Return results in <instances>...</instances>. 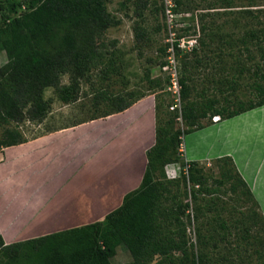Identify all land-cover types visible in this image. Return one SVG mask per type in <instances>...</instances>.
Returning <instances> with one entry per match:
<instances>
[{
    "label": "rangeland",
    "instance_id": "1",
    "mask_svg": "<svg viewBox=\"0 0 264 264\" xmlns=\"http://www.w3.org/2000/svg\"><path fill=\"white\" fill-rule=\"evenodd\" d=\"M180 1L177 5L176 0H150L148 8L139 17L136 0H109L108 11L119 24L108 30L107 47L102 51L108 56L112 54L111 57L115 55L120 71L106 75L105 66L95 68L91 77L82 82L79 100L72 104L62 103L53 88L47 89L45 99L51 103V108L46 119L41 123L26 121L16 126L23 132L26 142L48 133L80 127V133L71 132L77 133L82 149L92 158L94 150L97 155L101 152L93 164L102 166V177H107L105 171L114 170L125 160H121L122 154L131 152L134 157L130 167L132 175L140 180L147 170L148 153L155 144V141L145 139L156 132L155 107L162 105L159 114L162 126L168 127L172 123L181 142L177 151L168 154L164 174L166 181L177 184L168 187L171 196H177L176 204L184 206L182 220L189 245L194 252L206 254L215 264H264V224L254 200L242 186L233 192L232 183L221 186L216 182L221 178V168L228 165L219 163V158L200 162L204 164L207 178L205 187L198 189L188 183L185 146L194 147L195 140L187 135L189 127L182 118L180 87L179 93L175 92L173 84L182 76L183 63L188 62V57L193 59L188 71L192 78L191 101L203 103L206 99L216 98L221 106H225L227 101L252 98L250 87L255 81L262 82L255 72L257 66L264 70V61L258 47H253L255 60L249 57L243 50L242 39L251 28H263L264 0ZM136 25L146 32L144 41L136 39ZM200 40L206 44L202 46ZM112 42H116V48ZM176 44L180 56H176ZM6 61V54L0 52V67ZM165 62L169 65H164ZM69 82L68 75L62 77V85ZM101 92L110 96L135 92L142 98L127 111L102 117L112 110V106L101 98ZM256 110L257 114L252 111L219 134L205 136V140L209 142L227 134L224 138L228 143L231 134L232 141L228 146L234 147L236 152L247 151L251 156H261L264 165V108ZM220 122L223 120L219 117L201 121L207 127ZM223 148L226 147L221 144L215 150L219 154ZM157 177L160 178L159 174ZM9 180L8 192L20 190L21 182ZM5 197L8 196H0V214L7 221L19 219L18 215L10 214L17 206V197ZM168 205L173 203L168 202ZM5 227L7 230L2 232L5 235L0 232V237L9 243L7 245L54 232L52 229L35 232L27 228L23 235L20 228ZM112 261L113 264H131L133 257L128 249L120 246ZM159 261L160 258H155L152 264Z\"/></svg>",
    "mask_w": 264,
    "mask_h": 264
},
{
    "label": "trees",
    "instance_id": "2",
    "mask_svg": "<svg viewBox=\"0 0 264 264\" xmlns=\"http://www.w3.org/2000/svg\"><path fill=\"white\" fill-rule=\"evenodd\" d=\"M108 1L0 0V52L7 56L0 67V150L27 141L17 126L26 121L41 123L46 119L51 108V103L45 99L47 89L53 88L62 103L72 104L79 100L82 82L91 77L95 68L105 66L106 75L120 71L115 55L111 57L112 54L108 56L102 51L107 47L108 30L119 24L108 11ZM149 1L136 0L137 16H142ZM176 4L180 5L181 1L176 0ZM134 31L139 42L146 39L142 26L136 25ZM200 41L202 46L206 44ZM111 44L116 48V42ZM242 44L243 50L254 60L253 47H258L264 61V26L256 30L251 28ZM175 49L176 56H180L178 44ZM187 58L178 80L182 118L189 127L187 135L205 129L207 126L201 123L204 119L219 117L225 121L264 107V70L260 66L255 76L262 82L255 81L251 85L252 98L247 101H227L225 106L216 98L203 103L191 101L192 78L188 71L193 59ZM163 64L169 65V62ZM65 75L69 76L68 85H62ZM101 93L104 94L101 98L112 106L102 117L124 112L142 98L135 92L115 96ZM161 107L159 104L155 107L158 124L155 144L148 153L147 170L140 186L126 194L119 208L103 221L80 228L10 245L0 237V264H113L120 246L130 251L131 264H152L155 258H160L156 264H215L206 254L194 252L189 245L182 220L184 206L176 204L177 196H171L168 187L177 184L165 180L168 154L177 151L181 142L172 123L162 126ZM218 161L228 167L221 168L217 184L232 183L233 192L242 186L259 209L233 159L226 156ZM186 165L188 183L198 189L204 188L207 181L204 164L187 162Z\"/></svg>",
    "mask_w": 264,
    "mask_h": 264
},
{
    "label": "crops",
    "instance_id": "3",
    "mask_svg": "<svg viewBox=\"0 0 264 264\" xmlns=\"http://www.w3.org/2000/svg\"><path fill=\"white\" fill-rule=\"evenodd\" d=\"M253 112L257 114L258 110ZM253 112L216 123L188 135L194 138L195 145L188 148L185 146V156L188 162L202 163L221 157H231L252 191L264 219L263 158L257 155L251 156L247 151L236 152L234 147L228 146L232 141L231 134L228 143H225L224 138L227 134H222L213 140L209 139V142L204 138L207 135L219 134L225 127H230L232 123L243 120ZM80 129L76 127L48 133L34 141L0 151V196L17 197L15 203L17 206L14 207L13 212L10 211V214L19 216L15 221L12 219L7 221L0 214L1 233L7 230L5 226L8 225L20 228L25 235L27 228L35 232L52 229L58 233L103 221L108 214L122 205L126 194L140 186L143 176L140 180H136L132 175L130 167L134 163V157L131 152L122 154L121 160L125 159L126 165L122 161L114 170L105 171L107 177H102L104 171L102 166L93 164L98 155L101 156V152L97 155L94 150L92 158L85 149H82L77 135ZM74 130L78 132H71ZM146 140L154 142L155 131ZM221 144L226 148L218 154L215 148ZM9 178L17 180V183L21 182L20 190L11 189L8 192L7 189L11 187ZM45 235L50 233L42 236ZM35 237L38 238L33 236L29 239Z\"/></svg>",
    "mask_w": 264,
    "mask_h": 264
},
{
    "label": "built area",
    "instance_id": "4",
    "mask_svg": "<svg viewBox=\"0 0 264 264\" xmlns=\"http://www.w3.org/2000/svg\"><path fill=\"white\" fill-rule=\"evenodd\" d=\"M174 89H175V92H178L179 93V83H178V80H176L174 83Z\"/></svg>",
    "mask_w": 264,
    "mask_h": 264
}]
</instances>
